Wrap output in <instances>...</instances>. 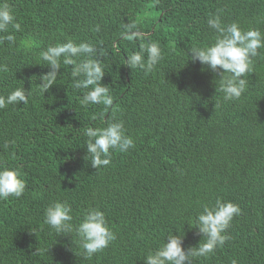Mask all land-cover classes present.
<instances>
[{
    "label": "trees",
    "instance_id": "obj_1",
    "mask_svg": "<svg viewBox=\"0 0 264 264\" xmlns=\"http://www.w3.org/2000/svg\"><path fill=\"white\" fill-rule=\"evenodd\" d=\"M6 2L22 30L14 45H0V63L8 67L0 72V95L18 86L33 95L27 105L0 109V165L18 168L26 183L21 197L0 199V264H145L147 252L171 231L184 232L185 248L197 245L202 236L189 224L217 198L237 203L241 214L227 229L230 239L193 264H264V55L254 58L240 98L258 113L259 130L237 145L235 124L226 120L237 100L224 102L216 74L187 54L191 45L212 40L211 14L264 32V0ZM130 22L160 43L163 59L152 72L123 64L141 43L118 36ZM69 38L103 42L102 83L113 96L111 109L80 104L71 66L62 65L44 95L36 91L37 77L49 70L37 64H43L40 51ZM112 119L124 121L135 147L113 151L110 165L96 169L83 130ZM56 200L71 204L74 223L99 207L116 240L84 259L70 234L57 236L44 224V210Z\"/></svg>",
    "mask_w": 264,
    "mask_h": 264
},
{
    "label": "clouds",
    "instance_id": "obj_2",
    "mask_svg": "<svg viewBox=\"0 0 264 264\" xmlns=\"http://www.w3.org/2000/svg\"><path fill=\"white\" fill-rule=\"evenodd\" d=\"M207 25L214 33L212 40L191 45L187 54L191 61H198L216 74V93L222 94L224 102L237 100L228 107L226 120L235 124L231 139L238 145V142L245 141L259 130L256 126L258 113L240 98L247 91L248 80L245 77L253 73L254 58L264 55L259 51L264 49V32L256 27L244 29L237 21L225 23L219 13L209 15ZM21 30L12 6L6 0H0V45L5 41L9 47L14 45L15 32ZM92 30L100 32V24H96ZM118 36L126 40H141L139 50L129 53L123 63L131 69L149 73L163 59L159 41L148 39L140 32L136 22L122 25ZM107 55L108 51L102 41L94 43L91 40L77 41L69 38L65 42L50 43L39 53V60L43 64H37L47 66L49 70L37 77L40 83L37 84L36 91L44 95L56 83L62 65L71 66L72 87L83 93L80 104L84 107L103 105L105 111L111 109L113 96L109 86L102 83L106 72L104 59ZM260 59L264 64V58ZM7 71V64L0 63V72ZM32 95L31 89L15 87L6 95H0V109L21 102L27 105ZM83 135L87 138L85 145L90 163L96 169L110 165L113 151L126 153L135 147V140L127 134L123 120L112 119L101 127L87 126ZM25 189L26 183L18 168L0 165V199L19 198ZM240 214L241 208L237 203L217 198L213 204L203 205L202 211L189 224L190 227H196L202 236L197 245L185 248L184 232L176 230L174 234L171 231L155 249L147 252L143 260L145 264H193L194 259H206L230 239L227 229L233 218ZM73 221L72 206L67 200L53 201L44 210V224L54 230L57 236L70 234L84 259H91L117 238L106 213L99 207L87 208L78 222ZM231 264L238 262L233 259Z\"/></svg>",
    "mask_w": 264,
    "mask_h": 264
}]
</instances>
